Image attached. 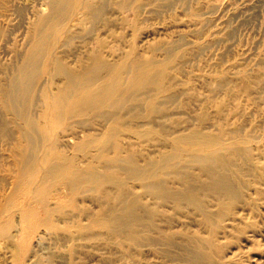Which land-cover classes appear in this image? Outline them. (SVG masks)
<instances>
[{"label": "rangeland", "instance_id": "rangeland-1", "mask_svg": "<svg viewBox=\"0 0 264 264\" xmlns=\"http://www.w3.org/2000/svg\"><path fill=\"white\" fill-rule=\"evenodd\" d=\"M0 264H264V0H0Z\"/></svg>", "mask_w": 264, "mask_h": 264}, {"label": "bare ground", "instance_id": "bare-ground-1", "mask_svg": "<svg viewBox=\"0 0 264 264\" xmlns=\"http://www.w3.org/2000/svg\"><path fill=\"white\" fill-rule=\"evenodd\" d=\"M72 1L73 0H54V4L56 6H60V5H63L65 3H68V5L71 6ZM259 12H260V9H259ZM40 49H41L40 42H39V40H37L36 44H35L34 52L39 51ZM38 59L39 58H34V59L30 60L27 67L28 68H34L35 64L38 62ZM99 63H102V62H99ZM88 74L89 73L85 74V76H87V78H86L87 81H89V79L91 78L90 74L89 75ZM67 76H69L72 80L73 75L70 72H67ZM31 78L32 77H30V74L28 73V71L26 69H24L18 76H16V78L13 81L12 88L8 92V97H9L12 105L14 107H16L17 109L20 108V106H22V104L24 103L23 101H25L27 99L26 97L31 92V85H32ZM140 81L141 80L135 81L134 85L135 86L139 85L140 87H146V86H151V85L156 86V80L154 78L149 79L148 76H146L145 78H142L141 83H140ZM89 94H90V83L86 82V84L82 90V97L87 98L89 96ZM97 95H101V96L105 97L108 95V91H105L103 89H99L97 92ZM63 99L67 100L68 98L66 99L65 97L61 96V102L62 103H63ZM86 102H88V101H86ZM84 103L72 102L70 104H66L67 112L72 114V115H74V114L79 115V114L83 113L84 110L86 109ZM198 161H201V162L210 161V162L218 164L220 166L226 165L225 160L223 158H220L219 156L215 157V155L213 157H211V156L199 157ZM58 170H60V169H58ZM225 180L226 179H221L218 183V186L224 185ZM156 189H157L156 194H158L159 196H161L163 198H174V200L183 199V196L181 194L180 195H169V194L162 192L161 190H158V188H156ZM137 209H138V206H137L136 202L126 203L125 204V216L119 217L117 219L116 225H115L116 228H114V230L120 232V230L125 229L133 236L134 241L140 242L142 240L143 235L141 234V231L138 232L139 229H137V227L142 226L143 224H145V222H142V220L138 218L137 213H136ZM169 244H172L171 240L169 241ZM189 252H191V254L194 255V258H197L198 260L205 261L208 258L210 259V256H209L210 254L206 249L205 243H201V242L194 243L193 249L189 248Z\"/></svg>", "mask_w": 264, "mask_h": 264}]
</instances>
